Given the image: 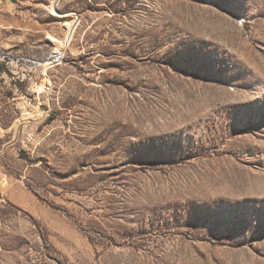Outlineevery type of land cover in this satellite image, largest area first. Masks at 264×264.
<instances>
[{"label":"rangeland","instance_id":"obj_1","mask_svg":"<svg viewBox=\"0 0 264 264\" xmlns=\"http://www.w3.org/2000/svg\"><path fill=\"white\" fill-rule=\"evenodd\" d=\"M0 264H264V0H0Z\"/></svg>","mask_w":264,"mask_h":264},{"label":"bare ground","instance_id":"obj_2","mask_svg":"<svg viewBox=\"0 0 264 264\" xmlns=\"http://www.w3.org/2000/svg\"><path fill=\"white\" fill-rule=\"evenodd\" d=\"M55 13L57 14L56 10L54 9ZM73 35V29L71 28L70 31L68 32V38L67 39H70ZM66 39V40H67Z\"/></svg>","mask_w":264,"mask_h":264},{"label":"water","instance_id":"obj_3","mask_svg":"<svg viewBox=\"0 0 264 264\" xmlns=\"http://www.w3.org/2000/svg\"><path fill=\"white\" fill-rule=\"evenodd\" d=\"M14 1V0H13Z\"/></svg>","mask_w":264,"mask_h":264}]
</instances>
